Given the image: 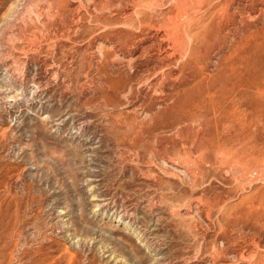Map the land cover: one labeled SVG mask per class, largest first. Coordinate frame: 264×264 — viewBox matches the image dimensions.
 I'll use <instances>...</instances> for the list:
<instances>
[{"label":"rangeland","instance_id":"rangeland-1","mask_svg":"<svg viewBox=\"0 0 264 264\" xmlns=\"http://www.w3.org/2000/svg\"><path fill=\"white\" fill-rule=\"evenodd\" d=\"M0 264H264V0H0Z\"/></svg>","mask_w":264,"mask_h":264},{"label":"bare ground","instance_id":"bare-ground-1","mask_svg":"<svg viewBox=\"0 0 264 264\" xmlns=\"http://www.w3.org/2000/svg\"><path fill=\"white\" fill-rule=\"evenodd\" d=\"M177 39V38H176ZM154 45V44H153ZM168 55H169V53H168ZM124 90V89H123ZM194 92V91H193ZM195 95V94H194ZM193 96V95H192ZM196 96V95H195ZM186 99H188V98H186ZM191 101V100H190ZM184 105V104H183ZM183 109V108H182ZM181 109V110H182ZM104 115H106V114H104ZM173 122V121H172ZM126 132V131H125ZM125 134H127V133H125ZM117 136V135H116ZM120 138H121V136H119ZM116 138V137H115ZM117 139V138H116ZM127 139V138H126ZM140 140V139H139ZM132 144V143H131ZM119 145V144H118ZM123 147V146H122ZM132 147V146H131ZM124 149V148H123ZM119 151V150H118ZM139 155V154H138ZM124 157V156H123ZM103 200V199H102ZM105 200V199H104ZM111 200V199H110ZM102 204V203H101ZM170 205V204H169ZM96 206V205H95ZM97 206H99V205H97ZM101 206V205H100ZM172 209V208H171ZM157 219V218H156Z\"/></svg>","mask_w":264,"mask_h":264}]
</instances>
